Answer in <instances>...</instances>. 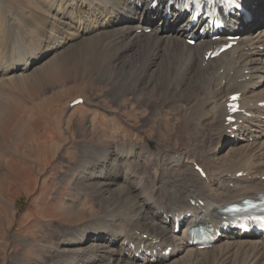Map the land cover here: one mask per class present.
<instances>
[{"label": "bare ground", "instance_id": "obj_1", "mask_svg": "<svg viewBox=\"0 0 264 264\" xmlns=\"http://www.w3.org/2000/svg\"><path fill=\"white\" fill-rule=\"evenodd\" d=\"M6 1L0 0V100L9 95L3 83L24 80L59 59L79 61L80 72L88 65L92 75L106 81L105 104L113 109L108 126L102 114H97L101 121L95 114L90 118L108 133V145L92 146L93 153L83 150L77 160L85 171L75 184L76 197L96 195L101 214L88 209L91 218L81 225L57 226L62 233L54 240L60 241L55 249L56 258L62 257L58 264H264L260 233L242 235L230 229L209 248L189 244L190 228L217 227L218 210L227 203L264 193V105L259 104L264 103V24L254 30L256 21H264V0H245L246 15L231 17L225 28V36L239 28L244 34L231 49L207 60L208 50L227 42L226 37L211 40L205 28L198 31L200 24L189 28L186 20L175 22L174 16L165 25L167 8L150 9L147 15L153 0H31L14 12ZM166 1L157 0L159 5ZM156 14L161 15L159 22ZM147 27L149 34L144 33ZM192 35L196 40L190 45L186 39ZM232 93H240L241 107L250 116L241 112L236 122L227 124L225 102ZM50 98L12 106L24 118L19 135L26 134L33 145L37 138L27 132L28 119H59V104ZM120 107L130 121L138 117L135 132L116 119ZM166 108L174 111L176 122L160 132L157 117ZM182 122L189 124L188 150L176 144L164 148L167 139L146 145L138 138L141 133L170 138L169 132L180 137ZM201 139L202 157L194 158L192 147ZM59 141L47 147L49 153ZM227 142L228 149L219 155L217 149ZM4 184L1 180L0 195ZM176 214L183 216L178 231L173 229ZM167 247L171 250L166 255Z\"/></svg>", "mask_w": 264, "mask_h": 264}, {"label": "rangeland", "instance_id": "obj_2", "mask_svg": "<svg viewBox=\"0 0 264 264\" xmlns=\"http://www.w3.org/2000/svg\"><path fill=\"white\" fill-rule=\"evenodd\" d=\"M30 3L31 0L6 1L7 7H10L13 12ZM157 21L160 20L156 19ZM263 24L264 21L257 22L255 24L257 27L255 26L254 30L262 27ZM149 26L152 27L151 24ZM238 34L241 37L240 35H243L244 32L238 31ZM22 46V44L19 45L20 48ZM53 61L49 67L26 75L24 80L7 81L1 85L3 89L6 88L5 90L9 91V95L6 99L0 100V181L3 180L5 183L2 189L3 193L0 195L2 204V211H0V264H58V260L62 257L56 258L55 249L60 241L54 240L62 233L60 230L58 231L57 226L60 224V227L81 225L91 218L90 214L86 213L88 209L93 211V215L101 214L96 195L85 194L87 199L84 200L85 196L79 194L82 197L77 199L78 192L75 184L78 182V177L82 176V172L85 171L77 166L79 152L84 150V153H93L92 146L102 147L108 145L110 140L108 133L100 130L95 120H90L92 115L102 114L105 125L108 126L110 123L107 120L113 109L105 104L108 101L105 95L107 82L99 81L97 76L92 75L88 65H84V71L80 72L79 61L68 64L59 59ZM69 85L75 87L71 88ZM61 90L64 91L60 92ZM75 96L76 98L83 97L85 103L70 106L69 102L74 100L72 98ZM43 97H51L52 99L49 100L51 103L56 101L54 103L59 104L57 105L59 119L57 122L54 119L53 122L46 123L45 118L40 115L30 117L28 119L30 122H27L25 127L27 126L28 133H32L37 138L36 144L33 145L29 138L27 139L26 134L24 137L19 135L23 129L24 118L16 114L17 112L12 109V106L16 103L38 102ZM124 106L127 107L126 104ZM134 108L139 116L141 108L138 106ZM121 109L123 111L121 107L120 109L116 108V113H118L116 119L127 129H133L139 123L138 117L134 119L138 123L130 121L120 114ZM166 109L167 112L165 111L157 117L159 121L157 126L160 132L163 127L176 122L173 120L175 118L174 111ZM51 111L54 110L51 109ZM12 112L13 115H11ZM97 118L99 120L103 117L97 116ZM90 122L95 127L90 129ZM179 125L184 128L182 132H178L181 134L180 137L176 136V133L169 132V136L173 137L169 138L164 133L158 135L154 133L143 135L141 133L142 137L138 138L146 145L152 141L162 143L167 139L164 148H171L176 144L177 148L188 150L189 124L182 122ZM132 132H135V129ZM130 133H126V136H129ZM201 134L207 136L208 132L203 131ZM58 138L61 141L57 148L49 153V146L59 140ZM119 140L126 142L124 139L119 138ZM201 142L202 139L192 147L196 152L194 158L202 157L199 155L202 153L200 151L202 147H199ZM229 144L227 142L219 147L218 154H224ZM196 148L198 149L196 150ZM119 158L118 156L117 159ZM64 175H67V178L63 180Z\"/></svg>", "mask_w": 264, "mask_h": 264}]
</instances>
